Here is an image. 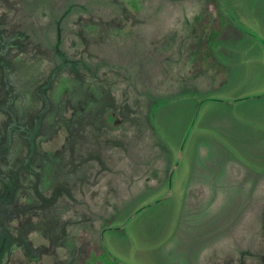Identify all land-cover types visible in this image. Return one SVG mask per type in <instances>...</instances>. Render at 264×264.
Masks as SVG:
<instances>
[{
  "label": "rangeland",
  "instance_id": "374dc122",
  "mask_svg": "<svg viewBox=\"0 0 264 264\" xmlns=\"http://www.w3.org/2000/svg\"><path fill=\"white\" fill-rule=\"evenodd\" d=\"M263 219L264 0H0V264L257 262Z\"/></svg>",
  "mask_w": 264,
  "mask_h": 264
},
{
  "label": "trees",
  "instance_id": "16d2710c",
  "mask_svg": "<svg viewBox=\"0 0 264 264\" xmlns=\"http://www.w3.org/2000/svg\"><path fill=\"white\" fill-rule=\"evenodd\" d=\"M215 4H216V2H215ZM198 19H197L196 23L193 24L192 30L197 24H199L198 27H195L194 32L196 34H198L199 37H201L203 35V33L206 31V27L204 26L203 22H200V21H210L211 18H210V15L208 13L204 12L202 16H201V14L199 15ZM211 27H212L211 31H207L206 34H204L205 36L202 39L201 38L199 39V41H198L199 43L197 45L193 46L196 49V50L194 49L195 53H196V51H198V54L200 53L197 56V58L195 56V58L197 59V62L195 61V66L193 67V74L194 75L203 71V70H207V68H205V66H204L205 61H203L204 57H205V52H207V50H209V51L212 50V48H213L212 46L215 44L216 38L219 37L220 26L213 25ZM197 47H198V49H197ZM263 224H264V219H263ZM101 249H102L104 254L106 253L108 255V253L105 250H103V248H101ZM262 254H263V259L261 261L248 262L245 264H264V248L262 250ZM112 262L117 264L114 259L112 260Z\"/></svg>",
  "mask_w": 264,
  "mask_h": 264
}]
</instances>
